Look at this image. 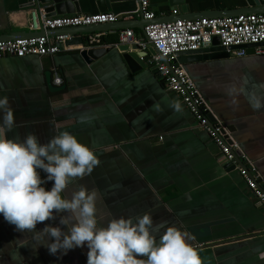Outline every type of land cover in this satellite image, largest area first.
Returning a JSON list of instances; mask_svg holds the SVG:
<instances>
[{
    "label": "crops",
    "instance_id": "1",
    "mask_svg": "<svg viewBox=\"0 0 264 264\" xmlns=\"http://www.w3.org/2000/svg\"><path fill=\"white\" fill-rule=\"evenodd\" d=\"M182 1L187 7L182 14L173 13L176 6H170V0H150V6L157 20L194 19L201 13L220 17L215 13L264 7V0ZM78 3L79 12L49 16L101 12L98 0ZM109 7L107 11L118 18L115 24L128 21L137 35L143 34L146 21L138 14V0H113ZM31 9L39 17L48 16L35 0H0V40L70 31L32 29ZM91 33H101L100 44L93 47L106 50L88 62L81 50L93 47L87 41L79 44L78 39ZM91 33L70 35L69 42L53 55H0V95L8 96L17 125L9 137L34 133L45 143L55 127L92 147L98 165L70 183L66 194L70 196L81 185L94 190L101 225L113 216L149 212L155 223L166 221L186 232L202 264H264V207L239 171L222 157L213 139L151 64L131 69L127 52L114 45L119 31ZM181 65L208 101L212 117L229 127L264 178V106L253 108L249 103L252 94L264 96V54ZM47 73L54 85L63 88L51 90ZM241 88L243 92L238 91ZM230 89L236 90L235 104ZM173 101H179L181 111L174 110ZM51 184L47 182L46 187ZM47 223H38L37 230ZM23 238L30 239V234L14 231L0 216V264H16L10 256L16 251L23 257L21 264H86V248L51 255L31 240L17 248Z\"/></svg>",
    "mask_w": 264,
    "mask_h": 264
},
{
    "label": "clouds",
    "instance_id": "2",
    "mask_svg": "<svg viewBox=\"0 0 264 264\" xmlns=\"http://www.w3.org/2000/svg\"><path fill=\"white\" fill-rule=\"evenodd\" d=\"M235 91L230 89L229 95ZM231 103H236L234 96ZM249 103L260 108L264 96L252 94ZM171 106L182 110L179 101ZM16 126L8 96L0 95V216L14 231L30 234V239L17 241V248L30 240L51 255L86 248V264H202L186 232L166 221L155 223L149 212L113 216L101 225L94 190L81 185L66 194L70 183L98 165L96 151L73 133L55 127L45 143L34 133L9 137ZM45 221L49 223L37 230V224ZM10 256L21 264L18 251Z\"/></svg>",
    "mask_w": 264,
    "mask_h": 264
},
{
    "label": "built area",
    "instance_id": "3",
    "mask_svg": "<svg viewBox=\"0 0 264 264\" xmlns=\"http://www.w3.org/2000/svg\"><path fill=\"white\" fill-rule=\"evenodd\" d=\"M138 14L148 21L143 34L137 35L132 27L119 30L118 42L114 45H137L140 51L153 49L150 64L158 71L167 88L177 93L197 119L198 126L206 131L220 150L222 157L232 164L244 178L260 205L264 207V178L254 161L242 151L231 131L217 117H212L208 101L181 65L172 60L176 53L209 47L214 37L219 38L230 56L247 55L246 45H256L255 54H264V12L238 14L220 17H201L194 19H177L168 22H153L156 14L150 6V0H138ZM176 14L177 11L173 10ZM31 27L45 32L74 27L90 26L101 23H114L118 20L113 12L94 14H71L61 16L39 17L36 9L30 10ZM70 35L60 33L50 36L45 33L35 37L0 40V55L23 57L25 55H53L65 46ZM101 42V33L88 35L90 47ZM239 46L231 49V47ZM61 79L57 77L55 83ZM212 114V115H211Z\"/></svg>",
    "mask_w": 264,
    "mask_h": 264
},
{
    "label": "water",
    "instance_id": "4",
    "mask_svg": "<svg viewBox=\"0 0 264 264\" xmlns=\"http://www.w3.org/2000/svg\"><path fill=\"white\" fill-rule=\"evenodd\" d=\"M113 0H98V7L101 12H106L110 7V2ZM35 2L38 3V7L43 8L45 12H47L48 16L53 15V14H64V13H75L80 11L79 3L78 0H35ZM35 4V3H34ZM170 6H176L173 8V10H176L177 12L180 11L178 14L186 13L187 12V7L183 3L182 0H170L169 2ZM264 5V1L262 2ZM258 5V2H257ZM264 12V7L260 9H255V8H248V9H235V10H229L227 12H221V13H215V15L219 16H229V15H238V14H249V13H262ZM205 14L201 13L198 15H194L193 18L197 17H203ZM209 15V14H208ZM213 15V14H210ZM177 19H184V18H179L178 16H172V17H167V18H162V19H155L153 22H168V21H174ZM188 19V18H187ZM145 24L142 26V28L148 24V21L145 20ZM131 27V24L126 21L125 24H115V23H101V24H96V25H90V26H82V27H74V28H67L63 30H70L69 32H65L64 34L68 35H79L83 33H91L95 31H102V30H107L110 33H115L119 31L120 29ZM61 30V29H59ZM10 39L11 37H5L4 39ZM15 38V37H12ZM75 39H70V42H72ZM88 42V37H82L80 36L78 39L79 44H84L85 42ZM69 41H66V43ZM256 45H246L245 47L247 48V54L254 52V47ZM239 46H234L231 47V49L238 48ZM120 48L126 51L125 58L127 59L129 65L131 66L132 70H137L140 67H147L150 62H149V56L148 52L146 51H140L139 47L137 45H120ZM130 48L132 50L130 51ZM105 48H85L81 50V55L84 57V59L88 62H90L93 58L98 57L101 55L103 52H105ZM150 53H153V49L149 48ZM230 56L229 52H227L226 48L221 46L219 43V38L214 37L213 43L209 47H203L197 50H188V51H181L176 53V56L172 60V63L175 65L178 64H186L190 63L193 61H198V60H207V59H213V58H228ZM154 72L158 71L152 67ZM47 81L49 88L51 90H59L63 87H58L52 83V80L47 73ZM229 129V127H227ZM233 166V165H231ZM202 245H198L197 247H201ZM196 247V248H197Z\"/></svg>",
    "mask_w": 264,
    "mask_h": 264
}]
</instances>
